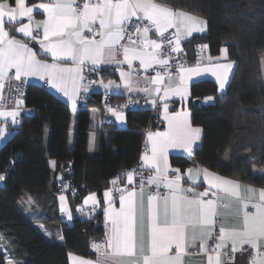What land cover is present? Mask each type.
Wrapping results in <instances>:
<instances>
[{
    "label": "trees",
    "instance_id": "1",
    "mask_svg": "<svg viewBox=\"0 0 264 264\" xmlns=\"http://www.w3.org/2000/svg\"><path fill=\"white\" fill-rule=\"evenodd\" d=\"M40 0H27L34 4ZM14 2V0H10ZM205 19L208 32L184 44L188 58L198 44L212 55L226 48L236 64L223 94L210 80L192 86V97L215 96L213 104L190 102L192 123L202 140L192 158L172 156L183 170L203 166L222 176L264 188V0H157ZM103 96L91 92L81 105L70 141V107L44 86L29 85L24 114L15 132L0 147V264H69L68 254L91 256L90 242L103 239L102 210L62 222L57 194L63 184L72 206L90 193L101 195L110 180L136 165L145 135L160 127L152 111L127 112V128L105 121L99 152L88 154L90 110L102 108ZM54 160L56 170L49 161ZM62 168L71 178L58 183ZM28 200L33 202L27 207Z\"/></svg>",
    "mask_w": 264,
    "mask_h": 264
},
{
    "label": "snow or ice",
    "instance_id": "2",
    "mask_svg": "<svg viewBox=\"0 0 264 264\" xmlns=\"http://www.w3.org/2000/svg\"><path fill=\"white\" fill-rule=\"evenodd\" d=\"M42 9L47 18L42 21H33V9ZM7 17V21L5 18ZM18 17H27L29 23H20ZM145 21L147 23H145ZM20 23L19 28H5V23ZM206 21L197 16L191 15L183 10L174 9L157 0H50L48 3H40L28 6L26 0H0V91L5 87V81L38 76L46 79L53 88L68 96L75 107L76 96L80 91L79 81L83 80V68L86 62L92 65V71H97V66L111 63H127L132 67V61L138 60L140 66L147 71L153 65H158L163 70L147 80V84L156 85L155 92H161V85L164 76L171 79L169 69L170 56L165 57L159 51L162 42L156 39H149L150 30L153 34H159L163 41H166L171 52H180L181 38H187L193 32H203ZM42 28V39L34 34L33 29ZM169 28H175L172 37L165 36ZM22 33L29 41L39 40V51H34L28 42L17 39L15 33ZM91 33L86 36L84 33ZM10 33H13L10 35ZM98 37V39H97ZM127 37V43L123 41ZM174 45V46H173ZM202 48L207 47L202 45ZM150 49V51H149ZM123 55V60L118 56ZM222 55H227V49H221ZM50 55L52 62L47 57ZM44 56V59L38 58ZM212 58L209 57V60ZM63 61H71L72 67H67ZM179 71V84L173 88H164L161 99H167L169 95H177L183 98L187 95V84L192 76H199L202 72L211 71L217 77L221 89L225 87L228 79V72L232 69L233 63L215 64L210 68L199 66L185 68L182 65L176 66ZM14 70V75H9ZM121 79L128 91H144L150 93L148 87L140 89L131 80L130 73L121 72ZM71 81V91L68 83ZM26 81H22L24 83ZM103 84V81H101ZM106 89L120 88L114 81L104 84ZM19 90V89H17ZM88 89L85 87L84 91ZM207 99L211 100L212 97ZM22 101H17L21 103ZM131 102V101H129ZM155 103V101H153ZM118 119H123L121 113L109 108ZM18 113L16 111L0 112V116L8 115L13 119ZM165 119L168 121V131L164 133L148 132V141L151 143V156L145 154L141 157L145 166L151 167L155 175L147 178L148 185H155L159 189L163 185L169 190V195L163 199V218L157 205L160 193L149 194L147 197V243L144 242V176L140 173V245L139 259H137V192L135 188L119 197L120 209L112 207V193L106 191L104 197L108 202L105 214L111 221V230L107 234L106 250L98 243L93 242L92 247L98 253L96 261L85 260L71 256L74 264H122L121 258H130V264H184V256L187 249L195 245L197 241L196 229H201V236H213V229L222 216L220 209H229L231 204L218 195L222 191L225 197L238 201V211L241 214L239 226L219 228V243L212 249L214 255H207V264H223L220 249L231 242V251H247L248 245L256 252L251 257L250 264H264V189L247 187L246 191L250 196L246 199L241 195L239 182L226 180L215 176L207 169H203L205 179L209 180L210 189H217L212 192V197L204 199L209 191L195 193L192 188L181 187V175L169 178L166 174L167 149L169 147H182L189 153L192 151V144L199 138L200 129L192 128L187 112L168 114V105L164 104ZM3 130L0 129V136ZM164 161V169L160 167V160ZM176 173L180 170L176 169ZM191 174L192 169L187 170ZM136 170L126 173L129 184L133 183ZM190 178V177H189ZM4 179L0 175V180ZM119 177L111 183L115 186ZM258 192V197H257ZM186 193H192V196ZM65 200L64 196L60 197ZM91 200L96 204L94 194L90 195L85 204ZM249 204L255 209L254 212L247 211ZM62 210L66 211V209ZM69 219L71 214L69 213ZM191 231V236H190ZM237 244L240 248H237ZM200 249L205 253L208 249L203 239L200 240ZM173 249L175 253H173ZM226 255V253H225ZM251 255V253H250ZM230 259L228 264H233ZM11 264V261L8 262Z\"/></svg>",
    "mask_w": 264,
    "mask_h": 264
},
{
    "label": "crops",
    "instance_id": "3",
    "mask_svg": "<svg viewBox=\"0 0 264 264\" xmlns=\"http://www.w3.org/2000/svg\"><path fill=\"white\" fill-rule=\"evenodd\" d=\"M50 2V0H40L37 3L34 4H29L26 0V4L28 6H34V5H38L40 3H48ZM78 2H80V0H78ZM160 3V2H159ZM164 4V3H162ZM13 6H14V2H13ZM169 6V5H168ZM186 12V11H185ZM191 14V13H190ZM193 15V14H191ZM33 21H42L44 19L47 18V14L43 12L42 9H37L34 7L33 9ZM196 16V15H194ZM198 17V16H197ZM201 18V17H199ZM203 19V18H202ZM5 20L7 21V17L5 18ZM18 20L20 21V23H24L27 24L29 23L28 18L27 17H23L20 18L18 17ZM205 20V19H204ZM206 21V20H205ZM207 22V21H206ZM20 23H16L13 22L12 24H8L7 22L5 23V28L9 29L12 27H16L19 28ZM34 34L38 35V37L40 39H42V28L41 29H33ZM154 29L150 30L149 34H148V38L149 39H156L158 42H160V36L159 34H153ZM208 32V22L206 23V26L204 28L203 32H193L191 36L187 37V38H181V42H183L184 40H189L194 36H201L204 35ZM167 33L170 34V37H172L175 33V28H169ZM13 33H10V35H12ZM86 36H91V33L85 32L84 33ZM15 37L17 39H22L25 42L29 43V46L33 48L34 51H39V40L37 41H29V39L27 37H24L22 33L16 32ZM98 39V37H97ZM122 43V41H121ZM180 48L181 51L180 52H186L184 49V46H182L180 44ZM226 49V48H223ZM150 51V49H149ZM209 57H211L212 59L209 60ZM38 58L44 59V56H39ZM48 62L51 63V57L50 55L47 57ZM119 60H123V55L122 52L121 54L118 56ZM228 62H232L233 63V67L232 69L228 72V79L227 82L225 84V87L223 89L220 88L219 86V81L217 80V77L215 75L212 74L211 71H207V72H202L201 75L199 76H192L191 79L188 81L187 84V89H188V93L186 96H184L183 98H181L180 96L177 95H169L167 97V99H161L160 97L163 96V89L164 88H173L175 86H177L179 84V75H170L171 79H169V77L167 75L164 76V81L161 85H159V87L161 88V92L159 94H157L155 92V88L157 87L156 85H151V84H147L146 81L147 80H151V78L153 76L156 75V73L150 74L149 76L146 77H140L137 75L136 71H135V66L137 64L140 65L138 60H133L132 61V67L129 68L128 64L122 63V64H117V63H105V64H101L97 66V71H92V65L90 62H86V66H84V69H88L90 71V73L94 76V85L92 88V92L93 93H99L102 94V96L110 94L112 96V98L116 101V100H121L124 99L126 97H133L135 95H139L141 93H146L144 91H128L125 86H124V81L121 79V72L124 73H130L131 74V80L136 84V87H139L140 89H143L144 87H148L150 90V93H146L150 99L152 101H155L156 106L158 108V110L160 111L159 114V118H160V127L156 130L153 131H149V132H153V133H164L168 131V121L165 119V114H164V104L167 103L168 105V114L171 116L174 113L177 112H187L188 113V120L192 126V128H199L201 130V128L199 126H196L192 123V112H191V108H190V102H194L195 100L198 98H193L192 97V86L197 83V82H201L204 80H210L213 81L214 83H216L217 88H218V93L219 94H223L229 83L230 80L232 78V75L234 73L235 70V62L233 60H231L228 56V52L227 55L224 56L222 55L221 51L218 55H212L208 48L205 47V53L203 55H198L196 52H194L193 57L189 58V65L187 68H192V67H201V68H210L215 64H224V63H228ZM62 63H64L65 66L67 67H72L73 65L71 64V61H63ZM154 67H159L158 65H153L151 68ZM149 68V69H151ZM148 69V70H149ZM162 74V73H161ZM9 75H14V70H11ZM164 75V74H162ZM26 79L30 85H39V86H43L44 83L46 82V79H40L38 76H31V77H26L24 78ZM114 81L115 84L120 85L119 89H116L115 87H113L112 89H106L104 87V84H107L108 81ZM101 81H103V84L101 83ZM5 81V85H6ZM49 88L47 89L48 91H50L51 93H53L54 95L58 96L62 101H64L71 109L72 112V128H71V133H70V141L73 140V135H74V128H75V124H76V117H77V113L79 112L80 108L77 106V103L79 101V98L82 94L81 91V85H82V80L79 81V85H80V91L78 93V95L76 96V103H75V107L72 104V101L69 99L68 96H65L63 92L58 91L57 89L53 88L51 84L47 83ZM68 88L71 91L72 88V84L71 81H69L68 83ZM4 89L3 88L2 91H0V98H2V96L4 95ZM208 97H212L211 100L207 99ZM200 103L199 104H213L215 102V96H207L203 99L199 98ZM22 101L21 103H15L12 106L8 107V108H2L0 109V112H11V111H16L18 114L15 116V118L13 119L12 116H8V115H4V116H0V129L3 130V135L0 136V147L3 146L6 141L12 136V134L15 132L17 126L20 123L21 117L24 114H33V109H30L28 107H26L25 104V99L19 100ZM119 112V111H116ZM122 114L123 119H118L117 115L110 111V118L111 121L114 123V125L119 128V129H125L127 128V113H123V112H119ZM105 118L102 115V110L101 108L98 107H93L90 110V124H91V131L89 133V141H88V154L90 156H95L98 154L99 152V148H100V142H101V135L104 132L105 128H104V124H105ZM202 140V130L199 133V138L195 140V142L192 144V151L191 153H189L188 151H186L184 148L182 147H169L167 149V153H166V157H167V164H168V169H167V176L169 178H174L175 175L179 174L181 175L182 179H181V187L182 188H192L194 190L195 193H199V192H203L205 190L209 191V195L207 197H204V199H209V198H213L212 197V192H217V189H210L209 186V180L212 179L211 177H209L208 179H205L204 177V173H203V169H207L203 166H192L189 167L192 169L191 174H189L187 172V169H182L179 166L173 165L171 162V157L172 156H181V157H186V158H192L195 154V150L196 148L200 145ZM149 155L151 156V143L148 141V132L145 135V146L143 147L142 150V154L141 157L143 155ZM143 164L142 159L140 158V161ZM49 165L51 167L52 170H56V163L54 160H50L49 161ZM144 166L143 171L140 172H136L137 174L134 176V180L132 184H129L127 181V176L125 175L121 181V189L122 192L126 194V192L128 191H132L134 188L137 192V196H136V201H137V259H139V245H140V233H141V221H140V186L139 187H134V188H130L131 186L135 185L136 183H139L140 181V173L143 174L144 176V221H143V231H144V242L145 244L147 243V197L150 194L149 193V187H153L155 189L156 186L155 185H148V181L147 178L150 175H155V171L149 167V166ZM160 167L163 170L164 169V161L163 159L160 160ZM179 169L180 172L176 173L175 170ZM210 173L214 174L215 176L221 177L223 179L226 180H232V181H236L239 182L240 184V191H241V195L244 196L246 199L250 196V193H248L246 191L247 187H252L254 189H264L263 187L254 185L252 183H247V182H242L239 180H235L232 178H228L225 176H222L210 169H207ZM190 177V178H189ZM58 183H60L63 179L64 176L62 174V172H58L57 177H56ZM61 189V188H60ZM159 189H163L165 190V195L164 196H168L169 195V190L167 188H165L163 185H160ZM157 189V190H159ZM106 191H110V189H106L102 192L101 195H98L97 193H90L88 194L86 197H84V199L82 200V202L73 207L72 206V202L70 199V195L66 192V191H60L57 194V201H58V208H59V212H60V219L62 220V222L67 223L68 225H72L73 224V220L77 217L80 216L82 214H84L89 208L91 207H97L98 210H102L103 213V220H104V225H105V236L104 239L107 240V234L110 233L111 230V221L107 219L106 214H105V209L108 208V202L106 201L105 197H104V193ZM111 192V191H110ZM94 194L96 197V204H93V202L91 200L88 201L87 204H85V200L90 196ZM189 196H192V193H186ZM218 195L222 198H224L227 202H229L231 204V207L229 209H220V212L222 213V216L220 218H218V222L215 225L214 229H213V234L216 230L219 231V228L221 226H224L226 228H231L233 226H239L241 223V214L238 211V201L234 200V199H230L225 197L224 193L222 191L218 192ZM64 196L65 200L61 201L60 197ZM164 196H160V198H158V201L156 202L160 211H161V219L163 218L162 213H163V199L162 197ZM257 197H258V192H257ZM31 206H33V202L31 200H28L27 203V207L31 208ZM112 207L116 210L120 209V201L118 200H112ZM66 209V211L62 210ZM247 211L249 212H254L255 209L251 206V204H249ZM69 213L71 214V219H69ZM190 236H191V231H190ZM196 236H197V241L195 243L194 246L189 247L187 249V254L184 256V264H207V255L212 254L214 255V253L212 252V249L215 248V246H212L211 244V238H209L207 235L201 236V229L197 228L196 229ZM203 239L205 242V245L208 249V252L205 253L203 250L200 249V240ZM219 239L217 240L216 243H219ZM262 245H264V241L261 242ZM248 246V245H245ZM244 246V247H245ZM249 247V246H248ZM237 248H240V245L237 244ZM230 249L231 250V242H227V246L220 249L219 251L221 252V260L223 262V264H228L229 261L226 260V255H225V250ZM253 251H255L254 249H252ZM175 253V250L173 249V253ZM71 256H76L85 260H89V261H96L97 256L91 257V256H81V255H77L74 253H69L68 254V262L69 264H74L73 260L71 259ZM122 260V264H130V258L128 257H123L121 258ZM233 264H250V260L248 259V257L242 253V251H237L235 258L233 259Z\"/></svg>",
    "mask_w": 264,
    "mask_h": 264
},
{
    "label": "built area",
    "instance_id": "4",
    "mask_svg": "<svg viewBox=\"0 0 264 264\" xmlns=\"http://www.w3.org/2000/svg\"><path fill=\"white\" fill-rule=\"evenodd\" d=\"M145 23H147L145 21ZM165 36L170 37L169 33H165ZM160 42H162L161 49L159 50L161 54L165 57L170 56L171 58L169 59V64L172 66L169 69L170 75H179L178 68L176 67L177 65H182L183 67L187 68L189 65V58L186 52H171L170 48L167 44L166 41H163L162 38L159 39ZM187 42V40H184L183 42H180L182 46ZM123 44L127 43V37L122 41ZM204 44H198L195 47V52L198 55H203L205 53V47L202 48L201 46ZM174 46V45H173ZM135 71L138 76L140 77H146L149 76L150 74L156 73L157 71H160L162 74H164L163 70L159 67H154L151 68L147 71H145L139 64L135 66ZM82 75L84 79L82 80V85H81V91L82 94L79 98V101L77 103V106L80 107L81 105H86L88 103V97L90 96L92 92V88L94 85V76L90 73L88 69H84L82 72ZM22 81H26L22 83ZM29 82L22 78L21 81L17 80H11L7 81L4 89V95L2 98H0V109L2 108H8L15 104L17 101L25 99L28 88H29ZM45 89H48L49 86L47 83H44L43 85ZM87 88V91H84V88ZM19 89V90H17ZM131 101V102H129ZM102 115L104 116L106 121H111L110 114H109V108H113L116 111L127 113L133 110H142V111H147L150 110L152 113L156 116L160 114V111L158 110L156 103H153V101L150 99V97L146 93H141L139 95H135L133 97H126L121 100H114L110 94L104 95L103 100H102ZM112 122V121H111ZM145 146V143H144ZM69 171L70 169L67 168ZM144 166L141 162H138L136 165H134L131 169L128 171L124 172L123 177L126 175L127 172L136 170V172L143 171ZM119 177V182L117 185H113L111 181L113 179H116ZM114 177L110 180L109 183V189L112 193V197L114 200H118L120 195L122 194V189H121V181L122 177L117 176ZM0 183H2V180H0ZM139 183H136L135 185L131 186L130 188L134 187H139ZM70 189V185L65 183L61 186L62 191H66ZM157 191H159L160 196L165 195V190L163 189H155L153 187H149V193L150 194H156ZM98 211L97 207H91L89 208L84 215H93ZM218 233L219 231L216 230L211 238V244L212 246H215L217 240H218ZM93 242L101 244L105 250H106V239H94L90 242V251L92 254L98 256V253L95 251V249L92 247ZM244 249H247V251H242L243 254H245L248 259L251 262V257L256 255V252L253 251L250 247L245 246ZM226 253V260L229 261L232 258H235L236 252L233 253L230 249L225 250ZM251 253V255H250Z\"/></svg>",
    "mask_w": 264,
    "mask_h": 264
},
{
    "label": "water",
    "instance_id": "5",
    "mask_svg": "<svg viewBox=\"0 0 264 264\" xmlns=\"http://www.w3.org/2000/svg\"><path fill=\"white\" fill-rule=\"evenodd\" d=\"M200 103L199 99L195 100V104L198 105ZM62 174L65 178L70 179L71 178V173L68 169L62 168Z\"/></svg>",
    "mask_w": 264,
    "mask_h": 264
}]
</instances>
